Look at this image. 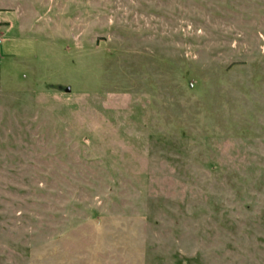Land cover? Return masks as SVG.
Returning a JSON list of instances; mask_svg holds the SVG:
<instances>
[{
  "label": "rangeland",
  "instance_id": "1",
  "mask_svg": "<svg viewBox=\"0 0 264 264\" xmlns=\"http://www.w3.org/2000/svg\"><path fill=\"white\" fill-rule=\"evenodd\" d=\"M0 264H264V0H0Z\"/></svg>",
  "mask_w": 264,
  "mask_h": 264
},
{
  "label": "built area",
  "instance_id": "2",
  "mask_svg": "<svg viewBox=\"0 0 264 264\" xmlns=\"http://www.w3.org/2000/svg\"><path fill=\"white\" fill-rule=\"evenodd\" d=\"M0 42H1V40H0Z\"/></svg>",
  "mask_w": 264,
  "mask_h": 264
}]
</instances>
